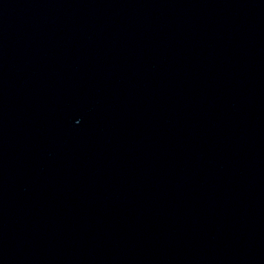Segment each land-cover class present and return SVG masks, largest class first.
Returning a JSON list of instances; mask_svg holds the SVG:
<instances>
[{
  "label": "water",
  "instance_id": "water-1",
  "mask_svg": "<svg viewBox=\"0 0 264 264\" xmlns=\"http://www.w3.org/2000/svg\"><path fill=\"white\" fill-rule=\"evenodd\" d=\"M0 264H264V0H0Z\"/></svg>",
  "mask_w": 264,
  "mask_h": 264
}]
</instances>
